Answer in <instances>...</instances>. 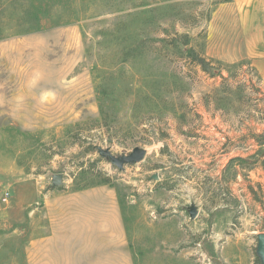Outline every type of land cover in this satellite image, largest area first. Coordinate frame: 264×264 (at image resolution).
Here are the masks:
<instances>
[{
  "label": "rangeland",
  "instance_id": "1",
  "mask_svg": "<svg viewBox=\"0 0 264 264\" xmlns=\"http://www.w3.org/2000/svg\"><path fill=\"white\" fill-rule=\"evenodd\" d=\"M263 129L264 0H0V264H260Z\"/></svg>",
  "mask_w": 264,
  "mask_h": 264
},
{
  "label": "water",
  "instance_id": "2",
  "mask_svg": "<svg viewBox=\"0 0 264 264\" xmlns=\"http://www.w3.org/2000/svg\"><path fill=\"white\" fill-rule=\"evenodd\" d=\"M98 153L102 158L108 159V161L118 169H122L124 165L135 164L141 162L145 157V151L140 148H134L128 155H122L120 157L113 156L109 150L98 149ZM154 179L156 177H153ZM61 175H55L52 178V185L57 186L61 183ZM189 216L191 219L196 217V209L191 208L189 211ZM256 255L259 259L260 264H264V233L258 234Z\"/></svg>",
  "mask_w": 264,
  "mask_h": 264
},
{
  "label": "trees",
  "instance_id": "3",
  "mask_svg": "<svg viewBox=\"0 0 264 264\" xmlns=\"http://www.w3.org/2000/svg\"><path fill=\"white\" fill-rule=\"evenodd\" d=\"M184 38L187 39L186 35L184 36ZM182 45L184 46V48H186L188 46V41L183 42ZM185 53L189 56L190 61L193 64V67L199 68L206 75H210V76L216 75L213 70L207 69V67H206V63H209V65L213 64V61L211 59L206 60L203 56L195 53V51L191 48L185 49ZM226 81H227V79L225 80L222 78V82H226ZM251 137L253 138V140H255L256 145L258 147H260L258 152L256 153L257 158L260 156H263L264 155V129L259 134L251 133ZM81 173H82V171H80V174ZM106 183H107V181H103L100 184H106ZM88 186H90V185L83 186V187L79 188V190L85 189ZM91 186H93V185H91Z\"/></svg>",
  "mask_w": 264,
  "mask_h": 264
}]
</instances>
